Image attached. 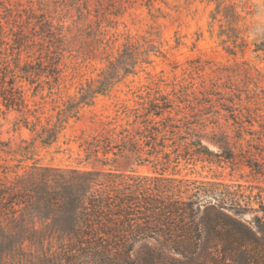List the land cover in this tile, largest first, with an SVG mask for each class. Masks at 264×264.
Listing matches in <instances>:
<instances>
[{
    "label": "rangeland",
    "instance_id": "1",
    "mask_svg": "<svg viewBox=\"0 0 264 264\" xmlns=\"http://www.w3.org/2000/svg\"><path fill=\"white\" fill-rule=\"evenodd\" d=\"M15 34L28 46L19 65L34 73L15 80L19 112L0 104V179L37 169L153 177L156 161H174L199 138L211 153L178 157L165 173L176 181L167 186L195 181V188L221 183L241 196L264 192V0H0V70L12 58L5 49ZM124 50L135 60L129 73L96 94ZM163 102L171 108L161 118L148 114ZM167 116L181 128L179 137H160L164 147L154 151L142 139L141 160L119 154L120 133L143 131L148 122L158 128ZM222 136L228 160L215 156ZM106 138L112 150L104 156L95 145L104 147ZM44 207L24 216L45 240L23 243L17 229L5 228L14 243L0 264H66L48 239ZM209 219L201 205L195 238ZM208 237L202 233L203 242Z\"/></svg>",
    "mask_w": 264,
    "mask_h": 264
},
{
    "label": "trees",
    "instance_id": "2",
    "mask_svg": "<svg viewBox=\"0 0 264 264\" xmlns=\"http://www.w3.org/2000/svg\"><path fill=\"white\" fill-rule=\"evenodd\" d=\"M11 41L5 51L12 58L4 60L0 70V104L19 112L20 92L15 80L29 81L34 72L27 64L19 65L21 52L28 49L25 37L15 34ZM134 61V56L124 50L117 62L111 63L102 74L95 93H103L120 72L129 73L128 67ZM170 108L168 102L161 106L152 103L148 114L161 118ZM235 118L237 121L238 116ZM159 126L148 122L143 131L124 130L120 133L125 134L121 138L123 151L117 146L119 154L127 151L141 160L142 139L154 151L157 146L164 147L163 143L158 145L160 137H179L181 128L169 116L162 118ZM104 141L108 143L107 138ZM226 141L222 136L221 142H215L221 149L215 156L228 160L231 157ZM95 147L104 156L112 150L108 144L100 147L98 142ZM173 152L177 153L175 149ZM182 152L189 156L211 153L199 138L185 144ZM184 155L177 153L174 161L168 155L163 163L156 161L153 177L37 169L13 179L1 178L0 241L3 239L5 244L3 247L0 242V258L11 251L14 243L9 229H17L23 243L45 240L32 230L31 220L24 216L41 211V204L46 205L43 211L49 214L44 219L51 222L48 239L55 240L60 250L58 256L66 264H192L194 259L195 264H264V192L241 196L221 183L195 188V181H184L189 185L183 188L167 186L166 182L176 179L172 178L174 174L165 176L166 171L171 164L175 169L178 157ZM157 166L161 167L160 173ZM254 167L249 166L252 170ZM201 205L210 219L204 230L196 231L195 238V212H199ZM13 224L19 229L12 227ZM203 232L209 236L206 243L202 241ZM137 243L144 245L135 251ZM150 243L153 244L149 246Z\"/></svg>",
    "mask_w": 264,
    "mask_h": 264
}]
</instances>
